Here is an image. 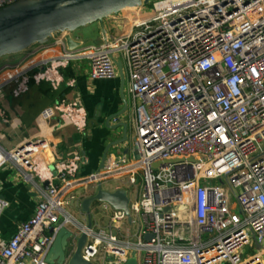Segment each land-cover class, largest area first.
<instances>
[{
    "label": "built area",
    "instance_id": "built-area-1",
    "mask_svg": "<svg viewBox=\"0 0 264 264\" xmlns=\"http://www.w3.org/2000/svg\"><path fill=\"white\" fill-rule=\"evenodd\" d=\"M18 1L0 0V9ZM151 3L155 15L132 20L127 33L17 78L20 96L31 82L63 83L61 70L86 59L93 79L112 80L116 55L126 57L136 125L129 181L141 173L142 191L130 204L131 221L104 203L112 209L109 228L94 225L82 256L95 264H264V0ZM59 119L81 133L88 128L78 104H60ZM47 150L45 138L14 150L0 143V167L12 163L28 183L48 184L33 216L11 239L0 238V264H52L58 234L86 230L67 195L82 157L50 164ZM126 163L112 155L85 181L86 191ZM8 207L0 196V218ZM133 213L143 223L134 233L123 229L127 220L135 224Z\"/></svg>",
    "mask_w": 264,
    "mask_h": 264
},
{
    "label": "crops",
    "instance_id": "crops-1",
    "mask_svg": "<svg viewBox=\"0 0 264 264\" xmlns=\"http://www.w3.org/2000/svg\"><path fill=\"white\" fill-rule=\"evenodd\" d=\"M132 11H121L107 18L104 21L106 34L95 23L75 32L55 35L47 43L35 45L20 54L0 58V85H3L0 89L1 145L7 150H14L27 141L45 138L48 149L45 160L50 164L75 154L80 155L82 161L78 178L72 181L67 195L76 198L69 210L84 224H87V218L82 213L81 204L91 196L86 191L85 181L101 171L108 149L106 162L112 155L116 160L127 162L119 173L109 179L117 182L114 190L122 188L129 196V190L135 187L138 178L142 180L141 173H137L136 184L129 181L136 125L135 100L130 90L126 57L123 53L116 55L118 73L112 80L93 79L89 62L79 59L71 61L61 70L64 79L61 84L31 82L28 90L20 96H16L14 90L22 70L31 68L36 71L42 63L63 57L67 51L97 46L106 37L112 39L127 33L131 28L130 22L145 13L144 8ZM71 81H74V85H70ZM60 104L85 107L88 113V128L85 132H79L71 123L60 121ZM43 190H46L45 185L28 183L14 164L0 167V196L9 202V207L0 218V238L11 239L17 227L33 216L43 198ZM141 191L142 181L140 190L133 191L134 201L139 200ZM95 226V230L109 228V225L106 228L101 224ZM142 227L143 224L135 232Z\"/></svg>",
    "mask_w": 264,
    "mask_h": 264
},
{
    "label": "water",
    "instance_id": "water-1",
    "mask_svg": "<svg viewBox=\"0 0 264 264\" xmlns=\"http://www.w3.org/2000/svg\"><path fill=\"white\" fill-rule=\"evenodd\" d=\"M152 1L155 0H19L0 9V58L20 54L35 45L47 43L55 35L75 32L95 23L106 34L104 21L107 18L125 9L147 6ZM68 41L71 43V38ZM36 141L37 139L26 143ZM108 151L109 149L101 168L105 165ZM98 186L97 193L81 204L82 213L87 218L86 230L80 235H74L67 229L60 232L48 257L49 263L95 264L82 256V251L88 244V232L94 228L92 206L95 202L107 203L115 210L124 211L131 221L128 192L122 188L105 190L101 183ZM45 188H48V184H45ZM145 238L150 239L149 236ZM61 239H64V243L58 245ZM70 240L74 242V249L67 255L65 252ZM58 257L60 258L57 259ZM127 264H136V260H130Z\"/></svg>",
    "mask_w": 264,
    "mask_h": 264
},
{
    "label": "rangeland",
    "instance_id": "rangeland-1",
    "mask_svg": "<svg viewBox=\"0 0 264 264\" xmlns=\"http://www.w3.org/2000/svg\"><path fill=\"white\" fill-rule=\"evenodd\" d=\"M152 4V3H151ZM151 4L149 6H146L144 8V15H142V17H140L141 19L144 18H148V17H152L155 15V10L152 8ZM127 10V12H129L132 9H125ZM123 10V11H125ZM138 9H133L132 12H136ZM134 133V132H133ZM260 148H264L263 145H260ZM141 179L138 178V182L135 185V187L133 186V188H130L129 190V197L131 199H133V191L134 190H140V186H141ZM115 184H117L116 181L114 180H108L102 183V188L105 190H114L115 188ZM98 184L97 185H92L90 186V195H95L98 191ZM131 191V192H130ZM132 193V194H131ZM140 199V198H139ZM135 199L131 200V202H135ZM108 206H110L108 204ZM111 207V206H110ZM72 213H74L72 211ZM75 214V213H74ZM92 216H93V222L94 225H98L101 224L102 227H108V225L110 224V218L112 216V209H110L109 207H107V209L105 208V204L101 203V202H95L92 206ZM141 216L136 215L135 213H133V218L135 220V224L130 225V223L128 222V220L125 222V228H123L124 230H126V228L130 229L131 231L135 232L138 229V226H140L142 223V220L140 218ZM96 228V226H95ZM74 249V242L72 240L69 241L68 245H67V255H69V252L72 251ZM252 253V252H250Z\"/></svg>",
    "mask_w": 264,
    "mask_h": 264
},
{
    "label": "bare ground",
    "instance_id": "bare-ground-1",
    "mask_svg": "<svg viewBox=\"0 0 264 264\" xmlns=\"http://www.w3.org/2000/svg\"><path fill=\"white\" fill-rule=\"evenodd\" d=\"M129 9H135L136 10V8H129ZM139 9V8H138ZM63 243H64V239H61L60 241H59V244L58 245H63ZM67 244H68V242H67ZM62 249V248H61ZM61 252V250L60 251H58V253H60ZM66 252H67V249H66ZM65 252V253H66ZM60 257H58L57 259H59Z\"/></svg>",
    "mask_w": 264,
    "mask_h": 264
},
{
    "label": "trees",
    "instance_id": "trees-1",
    "mask_svg": "<svg viewBox=\"0 0 264 264\" xmlns=\"http://www.w3.org/2000/svg\"><path fill=\"white\" fill-rule=\"evenodd\" d=\"M16 232H17V229H16L15 233L13 234V236L16 234ZM13 236H12V237H13ZM12 237H11V238H12Z\"/></svg>",
    "mask_w": 264,
    "mask_h": 264
}]
</instances>
